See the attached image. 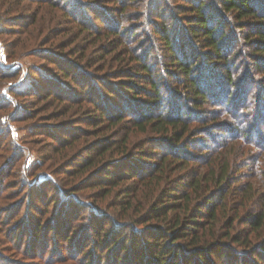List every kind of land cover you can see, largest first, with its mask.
<instances>
[{
  "label": "trees",
  "instance_id": "1",
  "mask_svg": "<svg viewBox=\"0 0 264 264\" xmlns=\"http://www.w3.org/2000/svg\"><path fill=\"white\" fill-rule=\"evenodd\" d=\"M0 41V264H264V0H0Z\"/></svg>",
  "mask_w": 264,
  "mask_h": 264
},
{
  "label": "rangeland",
  "instance_id": "2",
  "mask_svg": "<svg viewBox=\"0 0 264 264\" xmlns=\"http://www.w3.org/2000/svg\"><path fill=\"white\" fill-rule=\"evenodd\" d=\"M34 59L35 58H32L30 56H26V55H24L18 59L17 58L16 59L9 58L7 56V49H6L5 45L0 41V65L5 66V67L9 66V67L16 68V69L21 68L22 70H21L20 77H22L23 75H25L28 72V67H30L31 65H34V61H35ZM15 82L16 81H14L13 79L3 80L0 82V87H1L2 91L7 94V97L9 100H13V98L10 96V94H8L6 92V90L10 86H12ZM253 84L254 83H252L251 85H253ZM13 101L17 104V102L15 100H13ZM260 120H261V117L257 118V116L254 115V119L252 120V124L254 125L256 130L254 132V135L252 134V136H253V139L255 141H257V139L260 140L264 137V122L260 123ZM262 120H264V117ZM11 129H12L13 135L15 137L14 142H17L18 144H22V142H23L24 147H26V149H28L29 144H26L24 142V140L23 141L21 140V139H23L24 136H27L28 139L30 140L29 136L26 133V128L24 127V124L20 125V124L12 123ZM259 137H261V138H259ZM28 155L30 156L28 158L29 162L36 160L38 157V154L31 155L29 153ZM48 175H50V174H48ZM43 178H44L43 174H40V175H36L34 180H37L39 183L40 181L43 180Z\"/></svg>",
  "mask_w": 264,
  "mask_h": 264
}]
</instances>
